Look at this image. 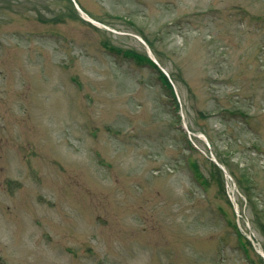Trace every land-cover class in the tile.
Returning a JSON list of instances; mask_svg holds the SVG:
<instances>
[{
	"label": "rangeland",
	"instance_id": "374dc122",
	"mask_svg": "<svg viewBox=\"0 0 264 264\" xmlns=\"http://www.w3.org/2000/svg\"><path fill=\"white\" fill-rule=\"evenodd\" d=\"M0 264H264V0H0Z\"/></svg>",
	"mask_w": 264,
	"mask_h": 264
},
{
	"label": "trees",
	"instance_id": "16d2710c",
	"mask_svg": "<svg viewBox=\"0 0 264 264\" xmlns=\"http://www.w3.org/2000/svg\"><path fill=\"white\" fill-rule=\"evenodd\" d=\"M148 62H150V61L148 60ZM160 77H161V80L163 81L165 87H167V90H168V91H171V86H170L169 82L166 80L165 76H164L161 72H160ZM171 98H172V100H174V96H173V95L171 96ZM237 233H238V231H237ZM238 237H239L240 239H242V237H241L240 234H239Z\"/></svg>",
	"mask_w": 264,
	"mask_h": 264
},
{
	"label": "bare ground",
	"instance_id": "6f19581e",
	"mask_svg": "<svg viewBox=\"0 0 264 264\" xmlns=\"http://www.w3.org/2000/svg\"><path fill=\"white\" fill-rule=\"evenodd\" d=\"M85 14V13H84ZM84 17H86V16H84ZM93 23H95V24H97V25H100V23H96V22H93Z\"/></svg>",
	"mask_w": 264,
	"mask_h": 264
},
{
	"label": "water",
	"instance_id": "95a60500",
	"mask_svg": "<svg viewBox=\"0 0 264 264\" xmlns=\"http://www.w3.org/2000/svg\"><path fill=\"white\" fill-rule=\"evenodd\" d=\"M219 165V164H218Z\"/></svg>",
	"mask_w": 264,
	"mask_h": 264
}]
</instances>
